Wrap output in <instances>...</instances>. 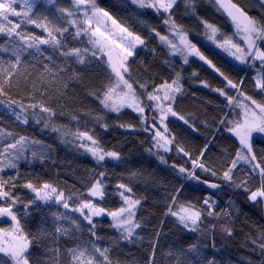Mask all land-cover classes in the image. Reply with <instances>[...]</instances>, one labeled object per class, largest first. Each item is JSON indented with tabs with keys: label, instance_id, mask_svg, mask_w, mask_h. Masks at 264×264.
Here are the masks:
<instances>
[{
	"label": "trees",
	"instance_id": "obj_1",
	"mask_svg": "<svg viewBox=\"0 0 264 264\" xmlns=\"http://www.w3.org/2000/svg\"><path fill=\"white\" fill-rule=\"evenodd\" d=\"M81 1L143 41L127 78L145 114L103 107L114 74L80 35L88 28L73 0H0L8 6L0 11V211H10L29 243L27 263L264 264V200L250 201L264 192V158L262 171L239 164L241 146L229 133L244 79L240 94L264 104V90L252 70L201 42L209 27L231 38L235 24L211 0H179L168 13L128 0ZM232 1L264 34V0ZM173 29L189 35L213 69L172 57L160 39ZM163 87L178 97L162 120L170 153L155 151L152 134L159 116L149 98ZM82 135L96 142L103 162L75 148ZM97 183L102 198L93 201L87 194ZM124 193L139 203L129 238L108 218L123 207ZM90 204L99 215L88 223L79 213ZM184 210L198 213L195 232L175 217ZM0 264L13 263L0 254Z\"/></svg>",
	"mask_w": 264,
	"mask_h": 264
},
{
	"label": "rangeland",
	"instance_id": "obj_2",
	"mask_svg": "<svg viewBox=\"0 0 264 264\" xmlns=\"http://www.w3.org/2000/svg\"><path fill=\"white\" fill-rule=\"evenodd\" d=\"M47 1L54 3L56 0ZM128 1L134 6L142 7V9L168 13L179 0ZM73 2L75 3L76 12L83 16V21L88 28L80 32V35L88 40L90 52L107 63L114 74L115 85L106 99L102 101L103 107L116 115L129 111L144 116V107L127 78V64L137 53L143 41L121 27L107 13L96 11L93 7L84 5L81 0H73ZM7 8V5L0 2V11ZM247 25L245 28L242 25L235 24L231 38H224L216 28L209 27L207 38L203 41L201 40V42L238 67L252 70L255 73L257 90L263 91L264 51H259V47L263 42L264 34L253 21ZM160 40L171 56L181 61L184 65H188L191 60H198L206 67L213 69L206 55L200 51L199 45L191 44L189 35L173 29L169 38L161 37ZM160 89L161 92L158 91L149 98L151 104L153 103V110L159 116L157 129L152 133L153 142L157 153H170L172 151V141L163 128L164 122L162 120H165L171 110V107L166 104L170 103L172 106L178 97H172V94L168 93L169 89H172L171 87ZM163 92L166 95L164 99H160L161 94L159 93ZM238 95L237 101L234 103L235 106H233L236 111L233 121L230 123L231 129L229 133L241 146L239 164H247L258 171H262L258 160L264 158V104L248 98L246 93ZM4 109L11 114H16L19 118L24 119L25 116H28L25 110L12 104H5ZM162 128L163 132H159ZM73 145L84 156L91 158L97 163H101L105 159L96 142L88 135L80 136L76 143L73 142ZM196 184L213 191L218 189L216 186L203 184L201 181L196 182ZM102 189L101 184L97 183L87 196L93 201L100 200L102 198ZM261 200H264L263 191H257L250 196L251 203ZM122 204L123 207L108 215V218L118 232L125 238H129L138 230L135 219L139 203L129 193H124ZM9 212L0 211V254L9 257L13 264H28L26 257L30 245L20 229L13 223ZM79 215L86 218L88 223H91L95 220V217L97 218L99 212L93 204H90L84 207ZM175 217L185 229L190 232L196 231L199 220L197 212L184 210L182 213L175 214ZM7 220L13 226L15 225L8 230L5 226Z\"/></svg>",
	"mask_w": 264,
	"mask_h": 264
},
{
	"label": "water",
	"instance_id": "obj_3",
	"mask_svg": "<svg viewBox=\"0 0 264 264\" xmlns=\"http://www.w3.org/2000/svg\"><path fill=\"white\" fill-rule=\"evenodd\" d=\"M219 10L232 22L242 25L246 28V25L250 21V17L244 13V11L238 7L232 0H212Z\"/></svg>",
	"mask_w": 264,
	"mask_h": 264
}]
</instances>
